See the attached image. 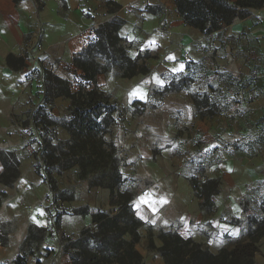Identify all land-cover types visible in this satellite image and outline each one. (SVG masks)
<instances>
[{
	"label": "crops",
	"instance_id": "0c3cea01",
	"mask_svg": "<svg viewBox=\"0 0 264 264\" xmlns=\"http://www.w3.org/2000/svg\"><path fill=\"white\" fill-rule=\"evenodd\" d=\"M111 1L117 5L114 17L123 21L119 36L134 44L129 57L139 51L152 57L145 75L122 78L115 70L93 83L73 60L96 41L95 28L110 18L98 20L106 0H0V152L13 154L18 171L12 187L0 182V193L7 196L0 225H12L7 244L0 245V263L17 257L33 225L50 230L40 264H73L60 238L76 236L92 222L93 210L108 207L109 190L91 189L85 201H59L65 214L58 225L51 223L49 189L34 167L41 153L40 126L29 118V111L43 103L41 69L66 81L71 93L96 86L113 101L121 98L129 114L135 111L133 102H152L158 98L153 91L178 77H191L189 86L146 108L121 140V191L132 195L136 216L153 232L176 231L197 242L208 240L205 230L210 227L224 226L237 237L241 228L225 222L240 220L245 208L263 216L264 7L214 32L208 41L185 25L174 0ZM254 54L260 62L248 60ZM241 77L251 79V85L256 78L263 87L240 89ZM117 86L121 91H115ZM196 93H205L215 110L207 105L196 109L190 97ZM53 102L56 108L70 106L61 96ZM205 197L211 209L203 206ZM85 206L88 215L72 213ZM144 243L139 241L136 250ZM254 264H264V256L257 255Z\"/></svg>",
	"mask_w": 264,
	"mask_h": 264
},
{
	"label": "trees",
	"instance_id": "16d2710c",
	"mask_svg": "<svg viewBox=\"0 0 264 264\" xmlns=\"http://www.w3.org/2000/svg\"><path fill=\"white\" fill-rule=\"evenodd\" d=\"M176 10L186 25L199 30L204 35L212 34L224 26L243 20L254 12L264 7V0H174ZM123 24L119 18H113L95 28L96 41L89 44L78 54L73 64L83 72V78L95 82L98 75L104 74L107 67L100 66L95 57L109 62L122 70L123 78H131L139 73H147L148 69L135 71L136 61L129 57L122 46H118L122 38L118 32ZM115 54L118 58H115ZM12 56L7 58L10 64ZM52 79L59 91L48 94L44 102L34 111H29V118L40 126L39 137L41 140V157L45 169L43 172L36 169V173L45 178L49 196L52 201H57L60 194L51 175V170L56 173L76 169L80 178L91 179L92 186H100L110 191L111 206L116 207L113 215L103 211L91 214L94 228H83L79 235L66 238L63 251L68 254L73 264H145L143 257L136 250L135 245L140 239V229L147 225L135 214L132 205V195L128 191H121L123 176L121 173L122 162L119 160V151L115 144L107 140L111 126L116 122L117 106L108 95L96 87L91 90L80 88L71 93L66 81L53 76ZM63 96L70 101L68 117L63 124L57 123L55 117L49 116L46 111V102L51 98ZM206 97V95H205ZM132 106H144V103L135 101ZM143 114V113H142ZM52 127V128H50ZM61 127L68 134V139L52 144L48 135L55 136L56 129ZM0 159L4 167L0 174V182L13 186L18 179L17 162L10 152H0ZM46 172V173H44ZM44 173V174H43ZM47 176V178H46ZM196 189V184L192 183ZM6 194L0 193V209L5 204ZM60 200H73L58 198ZM203 206L211 209L212 205L205 197ZM79 210V211H78ZM262 218H251L247 238L242 240L241 231L237 237L228 238L233 241L229 246L222 247L213 253L192 238H183L176 231L163 232L159 230L160 245L154 246L151 235L149 248L155 249L164 264H253L254 256L258 252L257 243L264 236V208ZM79 212L88 215L87 208H76L72 213ZM59 216L54 221L58 222ZM241 219L231 218L228 224L241 225ZM9 224L0 225V245L7 244L9 230L3 231ZM254 226V228H253ZM151 229V226H149ZM253 229V230H252ZM50 230L29 226L26 238L19 246V254L10 263L0 264H29L28 256L34 255L23 252L24 244L36 241L38 245L48 237ZM35 264H40L36 260Z\"/></svg>",
	"mask_w": 264,
	"mask_h": 264
},
{
	"label": "rangeland",
	"instance_id": "374dc122",
	"mask_svg": "<svg viewBox=\"0 0 264 264\" xmlns=\"http://www.w3.org/2000/svg\"><path fill=\"white\" fill-rule=\"evenodd\" d=\"M116 11H117V5H115V3L112 2L111 0H106L105 5L103 6V12L100 11V13L98 14V20L102 21L105 18L110 17L108 19V21H110L113 18H117V17H114ZM104 22H107V21H104ZM212 34L207 35L208 41H210ZM226 41L228 43L229 40H226ZM132 45H134L133 41L130 42L129 40H127V39L125 40L124 38H122V40L118 46H122L125 49L126 54L128 55L127 51L130 47H132ZM210 48H213V46H211ZM149 57H152V56L147 51H144V52L139 51V52H137V54H134L132 56V59H134L136 61L135 71L138 72V70L140 71V69H148L147 64L149 62ZM115 58H118L117 54H115ZM94 59L100 66L107 67V71L104 74H108L109 72H113V71L117 70L122 77V73H123L122 70H120L116 66L110 65L109 62L107 63L106 61H103L102 59H100L97 56ZM248 60L251 62H253V61L260 62L261 61V59L257 58V56L255 54H254V56L248 58ZM256 69H259V68H256ZM256 69H254L253 73L257 72V71L259 72V70H256ZM138 75H145V73H143V74L139 73ZM53 76L54 75L49 70L41 69V86H42L43 92H44L43 102H44L45 98H47V96H46L47 90L50 89L48 94H50V93L53 94L54 92L59 91V88H57L56 83L52 79ZM191 76L192 77L194 76L193 78H195L197 76V72H195ZM191 79H192L191 77H187V76L178 77L177 81H172L167 86L161 87L158 90L153 91L152 96H157L158 98H156L152 102L144 103V106H133L135 108V111H133V113H131V114L127 113L129 105H125L124 104L125 102L122 101L121 98L119 101L118 100L113 101L111 99V96H109L110 100L117 106L118 111H116V113H119V114L116 115V122L110 128L109 136H106L107 140L112 141L115 144L117 151L120 152V150L122 148V146L120 144L121 140L131 134V131H132L134 125L138 121L140 115L145 112V109L146 108L149 110L152 109L159 102V100H160L159 97H162L165 94L174 93L176 91H181L185 87L189 86L190 85L189 82L191 81ZM248 80H251V79H248ZM248 80L244 79V77H241V79H238V84H240V89L246 90L247 87L250 88L251 86H255V88H257V89L263 87L262 84L256 83L257 82L256 78H254V81L252 82V83H254L253 85H251L250 83H247ZM94 87H96V86H94ZM115 91H121V87H119V86L115 87ZM241 92L244 93V91H241ZM117 93H119V92H117ZM205 95H206L205 93H196V94H193L190 96L194 107L196 109H200L201 107H205L207 105L209 108V111H214L215 110L214 104H210L207 97H205ZM61 97H63V96H61ZM53 100L54 99L51 98L50 100H48V102H46V104H45L46 108L45 109H46L47 113L49 114V116H51V117L53 116L56 118L55 120L57 121V123L63 124V122L66 119H69V117H68V109L69 108H67V109L66 108L65 109L56 108L54 106ZM240 102L241 101L238 100V103H240ZM69 103H70V101H69ZM32 111H34V110L32 109ZM263 120H264V118H263ZM246 122L248 123L249 119H247ZM239 123H241V122H239ZM50 128H52V127H50ZM68 137L69 136H68L67 132L64 129H62L61 127H58L56 129L55 136H53V134L47 136V138H49L51 140L52 144H54V145H56L58 141L67 140ZM34 167H35V170L38 168L40 173H41V171L43 172V170H47V169H45L44 164H42L41 154H40V157L37 158V161H36ZM44 173H46V172H44ZM45 175L46 174H44V178H45ZM51 175L54 178L55 185L60 192V194L57 193V201H54V202L52 201V198L48 195V199L51 200L50 207L53 209V211L52 210L49 211L50 220H51V223L55 224V225L59 224L60 218L65 214L64 209L61 206H59V199L58 198H61V197L68 198L70 195H72L74 198L73 200L78 199V200L85 201L86 198L90 195L89 192L91 189L96 190V189L102 188L100 186H92L90 183L91 179L80 178L76 169L62 171L61 173H56V171L54 169H52ZM46 178H47V176H46ZM45 183H46V181H45ZM60 201L61 202H69V200H60ZM80 208L85 209L87 207L85 206V207H80ZM87 210L89 211V208H87ZM97 211H103V212H106L107 214H110V215H113L117 211L115 206H111L110 194H109V200H108V207L106 209L93 210L92 213L97 212ZM261 213L263 214V211ZM73 214L75 216H80V215L84 216V215L80 214L79 212H75ZM56 216H59L58 222L54 221ZM231 218H233V217H231ZM231 218L225 222L226 225H230L227 222H229L231 220ZM251 218H255V216L252 215L251 213H248L246 211V208H245V214L242 216L241 221H240L241 222V225H240L241 238L240 239H242V240L246 239L247 236H249V235H247V232H248V229L250 227V221L249 220H251ZM256 218H262V217L257 216ZM11 226L12 225H8L7 227H4L3 231L11 229L12 228ZM149 226L150 225L147 224L144 227H142L139 231L140 232L139 241H140V243L142 241L145 243H144V245L140 244V247H142V250L138 248V251L140 252L141 256L143 257L145 264H159V260H161L162 264H164V261L160 257L158 252L155 249L149 248V239H150L149 236L150 235H151V238L153 240L154 246L158 247L160 245L158 231L153 232L152 228L150 229ZM87 227L94 228V225L91 222L90 225ZM84 228H86V227H84ZM253 228H254V226H253ZM81 230L78 232V234L76 236H62L60 238V241H61L60 245H61L62 250H63V244L67 243L66 238L74 239L75 237H77L79 235ZM205 233L208 236V240L205 242H198V243L202 244L205 248H207L208 250H210L213 253H217L222 247L229 246V244L231 242L233 243V241H231L228 238L229 236H227V230H226V227H224V226H222L221 228H218V229L210 227V228L205 230ZM139 241H138V243H139ZM41 246H42V244L40 243V245H38V250H36L35 248L37 247V243L34 240L30 244H26V245L24 244L23 252L26 255H28L29 252H31V251L34 252L33 256H31V257L28 256V263L29 264H35V261L39 259V257L41 256V248H42ZM257 247H258V252L254 256V261H255V257H257V255L264 256V236H262L261 239H259V242L257 243Z\"/></svg>",
	"mask_w": 264,
	"mask_h": 264
}]
</instances>
